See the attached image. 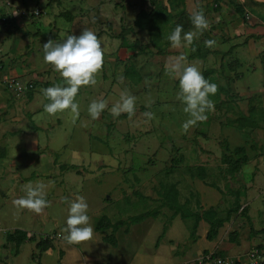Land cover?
Masks as SVG:
<instances>
[{
    "label": "rangeland",
    "instance_id": "374dc122",
    "mask_svg": "<svg viewBox=\"0 0 264 264\" xmlns=\"http://www.w3.org/2000/svg\"><path fill=\"white\" fill-rule=\"evenodd\" d=\"M149 7L144 0L140 7V22L146 20ZM171 20H175L172 21L175 27L182 25L184 32H197L193 42L202 47L205 45L200 41L203 31L194 29L186 13H175ZM40 21H43L42 31L46 33L49 14L45 13ZM169 26V23L166 24V31ZM166 36L161 40L165 49L171 47V43L166 44ZM138 40L139 45L119 54L120 48L126 47L119 45L114 52L108 51L114 54V60L104 57L102 71L95 77L96 84L81 87L75 97L79 105L78 117L70 109L54 116L49 115L40 102L42 98L45 99L41 95H37L27 106L24 101L13 108L15 111L11 108L9 112L3 113L0 135L3 136L2 145L7 147L3 154L4 157L8 154V161L14 162L11 171H17L18 176L5 171L8 170V161L2 163L0 160V168H4L0 182V237L4 238L6 232L18 228L27 230L36 239L49 238L52 248L43 252L40 263L35 261V264H60L59 251H63V264H165L170 261L183 264L184 260L187 264H215L213 257H202L201 262L190 257L195 249L193 239L188 235L192 219L179 215L170 218L172 210L160 206L159 193L163 186L174 184L178 187V202L183 204L188 201L187 206L192 211L199 209L197 194L191 184L194 178L190 177L191 173H197L198 167H203L206 182L214 185L223 195V206H226V201L233 200L231 190L236 189L237 183L227 177L226 165L221 162L222 143L227 142L230 148L245 145L250 155L264 151V145L260 143L264 140V94L230 100L246 111L255 112L254 119L259 126L251 129L253 134L248 141L243 138L249 136H239L237 130L232 134L234 130L218 126V119L223 122L225 119V114L220 110L225 107L224 104L221 108L214 105V110L206 113V120L197 122L184 133L182 124L190 117L183 110L185 104L177 97L178 78L166 69L176 57L186 56L188 47L181 46L173 52L168 51L166 55H158L153 47H146V43H142L140 38ZM182 44H185L183 40ZM143 46L145 48L140 52ZM43 57L44 51H40L33 58L44 63L41 68H46L48 64H45ZM217 59L213 57L211 66L216 61L218 68ZM198 62L200 60L194 63L185 60L183 63L185 66L195 65L202 71L201 63L198 65ZM126 65H132L137 72L132 79L125 76ZM207 70L211 71L203 76L210 83L218 86L220 81H225L223 70L221 75L218 72L214 75L216 69ZM52 84L66 86L61 76L59 81L49 82V87ZM27 91L14 97L26 100ZM124 92L135 97V113L132 116L126 114L124 117H114L111 108L120 101L121 93ZM93 100L107 103V108L95 120L88 112ZM48 102L46 99L44 104ZM145 113H151L152 117L149 119ZM108 124H111L109 129ZM55 157L58 164H73L76 168L60 170L58 164L53 163ZM173 157L178 159V163L170 166ZM9 180L13 181L7 183L9 187L6 189L5 181ZM29 184L34 187L37 184L44 185L49 206L40 214L20 209L13 203L26 196L24 189ZM78 196H83L88 204L87 215L93 228V237L87 242L69 244L64 239L67 234L64 228L69 205ZM262 197L264 201V193ZM258 204L254 203L252 207L258 208ZM153 209H157L156 216L129 222L115 230H94L95 222L102 215L115 222ZM260 218H264V208ZM164 225L169 229L168 235L165 230L157 242ZM259 227H264V222ZM108 234H113L116 245L102 241L101 238ZM261 236H264V232ZM233 248L240 250L235 246ZM1 250L4 257L9 254V259L16 264H30L31 252L32 256L37 252L34 242L26 241L20 246L19 253L14 255L13 244L5 242V238ZM183 253L187 255L183 256ZM215 256L224 258L219 254Z\"/></svg>",
    "mask_w": 264,
    "mask_h": 264
},
{
    "label": "crops",
    "instance_id": "0c3cea01",
    "mask_svg": "<svg viewBox=\"0 0 264 264\" xmlns=\"http://www.w3.org/2000/svg\"><path fill=\"white\" fill-rule=\"evenodd\" d=\"M145 1L150 6L148 9L150 12L152 5L149 0ZM156 1H159L165 8L162 15L167 17L170 25H172V21H175L171 20L172 15L180 13V10H183L190 17L193 12H200L208 21L209 27L203 31L200 41H202L201 43L206 40L215 41L214 46L210 49L217 50L218 53L209 54L204 59L189 61L194 63L195 60H200L197 64L200 65L201 63V73L207 69H216L214 75H217V72L221 75L223 70L225 81L218 83V91L215 94V96H219V102L226 100L229 96H231L230 100H233L235 97L250 98L264 94V0H221L217 3L215 0ZM6 2H9V4H6ZM143 2L144 0H3L0 3V76L14 78L21 85L25 83L31 85L35 83V85H32L34 91L31 99L26 98L24 100L14 97L0 84V123H2L4 112H9V109H13L24 101L27 106L35 100L37 95L44 97L43 87L47 88L49 82L53 83L60 80L59 72L55 71L52 65L45 62L48 67L41 68L44 63L41 64L33 58L34 54L43 51V44L49 39L55 43H62L67 34L78 36L87 28L93 31L101 41L104 57L113 60L114 54L112 52L119 45L126 48H120L118 54L134 46L135 42L139 45V38L142 43H146V47H149L147 46L149 45V34L146 28L139 26L141 23L139 19L140 7ZM233 4L239 6V10H236ZM36 8L42 11L38 18L28 14ZM24 12L25 14H23ZM45 13L49 14V21L46 22L48 24L46 26L47 30H45L46 33L42 31L43 21H40ZM121 25L132 27L133 31L120 38L118 35L121 32ZM194 29L196 30V28ZM24 32H29L32 35H26ZM133 39L136 40L131 42L130 40ZM182 47H188L189 53L190 47L188 45L182 44ZM143 48L145 47L143 46L140 49ZM176 49L168 46L166 51L171 52ZM108 51L112 52L108 53ZM214 56L218 57V68L215 65L216 61L211 66ZM225 70H227L226 74ZM234 74H239V78H234ZM228 78H232L231 82L228 81ZM221 88L227 89L228 93L226 94ZM230 100L224 105V108L222 105L219 106L222 107L220 110L225 114V119L223 122L219 118L217 121L218 126L234 130L231 132L232 134L237 130L239 136H249L243 138V140L248 141L252 137L251 129L254 127L246 125L238 129L236 127L237 117L240 114L248 115L249 112L253 114L255 112L253 110L246 111L239 107L236 102H230ZM40 102L44 105L46 98H42ZM13 110L15 111V109ZM254 121L256 122L255 127L259 126L258 121ZM232 134H230V137ZM232 140L235 142L234 138ZM260 143L264 145V140H261ZM2 144L3 136L1 134L0 149H3V151L0 160L4 163L8 161V154L4 157L3 153L7 147ZM236 146L245 145H235L233 147ZM246 154L248 157L247 163L242 165L234 175H227L228 178L237 183V187L231 190L234 197L233 200L226 201V206H223L225 200H223L221 192L214 185L208 184L206 177L200 179L195 176V173H191L192 177L190 178H194L191 180V184L194 193L197 194L199 207V209L193 211L201 212L213 208L218 211L220 217L225 218L218 229L216 237L212 240L206 238L209 229L208 222L203 219L197 222L195 239L192 240L195 249L194 254L190 257L199 260V262H201L202 257L212 258L211 256H213L214 258L215 255L218 256L219 254L222 257L233 259L235 264H246V254L250 249L254 247L264 249V236H261L264 227H259V224L264 222V218H260L261 210L264 208L262 197L264 193V151H257L252 155L246 151ZM6 165L8 170L5 169V171L14 172L13 175L18 176L17 171H11L14 162L9 160ZM3 171L4 168H0V177L3 176ZM1 180L2 177L0 182ZM12 181H5L6 189L9 187L7 183ZM21 183H24V181L22 180ZM242 183L244 184L242 185ZM254 203H259L258 208L252 207ZM227 215L228 217H226ZM247 230L249 231L248 234L246 233ZM25 231L30 235L27 230ZM232 231H235L236 234L234 240L230 241L229 234ZM253 231L257 233H253ZM168 232L169 229L167 228L166 235H168ZM4 238L0 237V264H16V262L9 259V254L4 257L1 253ZM26 241L29 240L23 241L22 244ZM33 242L35 246V241ZM234 246L240 250H235ZM47 251H50V249ZM31 254L30 264H35V261L40 263V257L32 258ZM173 254L175 255L176 251ZM14 255H16L15 252ZM186 255L187 253H183V256ZM183 262V264L186 263L185 260ZM59 263L63 264V257ZM165 264H176V262L170 261V263Z\"/></svg>",
    "mask_w": 264,
    "mask_h": 264
},
{
    "label": "clouds",
    "instance_id": "9594fccd",
    "mask_svg": "<svg viewBox=\"0 0 264 264\" xmlns=\"http://www.w3.org/2000/svg\"><path fill=\"white\" fill-rule=\"evenodd\" d=\"M191 22L200 32L208 29L209 23L200 12L191 14ZM183 33V36H182ZM197 36V32H184L182 25H177L168 40L173 48H180L183 42L190 46ZM205 47H213L215 41L206 40ZM44 61L53 66L59 72L66 86L59 84L42 89L43 96L49 101L44 104V111L51 116L58 112L71 110L75 117L79 116V105L75 102L79 90L83 86L96 84V75L102 71L104 52L101 41L91 30L85 28L80 35L67 34L62 43H54L49 39L43 44ZM185 56L176 57L167 67V72L178 78L179 92L177 94L184 104V112L189 114V119L182 124V131L187 133L197 122L207 119L206 113L214 110V103L209 99L215 95L218 86L210 83L195 65L183 63ZM107 108L104 100H93L89 105L88 112L92 119H98L101 112ZM126 113L132 116L135 113V97L121 93L120 101L111 108L114 117ZM150 119L151 113H145ZM26 196L13 201L20 209L40 214L49 206L45 198L44 185L31 184L24 189ZM66 199V198H65ZM88 204L83 196H78L69 205L64 239L69 244H79L90 241L93 237V228L89 224L87 215Z\"/></svg>",
    "mask_w": 264,
    "mask_h": 264
},
{
    "label": "trees",
    "instance_id": "16d2710c",
    "mask_svg": "<svg viewBox=\"0 0 264 264\" xmlns=\"http://www.w3.org/2000/svg\"><path fill=\"white\" fill-rule=\"evenodd\" d=\"M169 1V0H168ZM181 1V0H179ZM221 0H215V2H219ZM231 1V0H230ZM150 4L152 5L151 11L147 14L146 20H141L142 23H144L141 28H146L148 34H149V45L155 49V53L158 55L161 54H167L168 52L164 48L165 46L161 43V40L163 38L167 39V43L169 44L170 41L168 40L167 37L171 34V32L175 28V24L171 23L172 25L169 26L168 32L165 31L166 24L168 23L167 17L162 15L165 12V8L161 5L159 1L156 0H149ZM236 10H239V6L236 4H233ZM181 14H185L183 10H180ZM33 16V15H32ZM40 17V16H39ZM145 21H147L145 23ZM133 28L132 27H126L124 25H121V32L118 35V37H123L129 32H132ZM26 35H32L29 32H24ZM135 45H137V42H135ZM189 53L185 56L187 60H192V59H204L206 58L207 55L209 54H217V50H211L209 47H202L199 43L193 42L192 45L189 46ZM143 49H140L139 51L141 52ZM209 70H204L202 72L203 75L207 73ZM125 76H128L129 78L132 79L134 75H137V72L134 70L132 65H126L125 70H124ZM234 78H239V74H234ZM232 78H228V81L231 82ZM226 94L228 93L227 89L221 88ZM32 89H29L27 91V99L30 100L32 97ZM231 96L227 97L226 100H221L219 102V96L218 95H210L209 99L213 101L214 105L218 108L220 105H225L229 102ZM255 114V113H254ZM253 113L249 112L248 115H243L240 114V116L237 117V128L241 129L246 125H251V127H255L256 122L254 121V115ZM126 116L125 114H121L120 116L117 117H124ZM111 124L107 125V129ZM37 128V127H36ZM222 152H221V162L226 165V171L228 172L229 175H234L237 173L241 166L247 163L248 157L246 154V148L244 146H236L233 148H230L227 142L222 143ZM3 149H0V157H1V152ZM54 164H58L57 162V157L54 158L53 161ZM178 163V159L172 158L170 160V166H175ZM58 168L60 170H68V169H75L76 166L73 164H66V163H60L58 164ZM200 179H205V170L203 167H198L197 168V173L195 174ZM160 194V206H165L168 209L172 210V214L170 215V218H173L175 215H179L181 218H190L192 219V226H191V231L189 234V237L191 239H195V230L197 226V222L200 219L205 220L209 224V229L206 233V238L208 240H212L214 237H216L218 233L219 227H221L223 221L225 218L220 217L218 215V211L213 208H209L207 210H203L201 212L199 211H192L187 205L188 201H185L183 204H180L178 202V189L174 184L170 185H165L163 186L162 192ZM157 215V209L153 210H148L141 212L136 215H131L128 217V220H117L115 222H111V220L105 216L102 215L94 224V230L95 231H104L109 228L112 230H115L123 225H128V223H133V222H138L141 220H144L145 218L149 216H156ZM228 217V215L226 216ZM166 226H163V230L161 234L157 238V242L160 240L161 236L165 233ZM256 231H253L255 233ZM257 233V232H256ZM236 232L232 231L229 234V240L233 241L235 237ZM5 240L7 243H11L14 246V252L15 254L18 253L19 247L22 244L23 241L29 240V241H35V249H36V254H33V258L40 257L42 252H45L49 249L52 248L51 243L49 238H38L36 239L34 235H28L27 232L23 229H14L11 232H7L5 235ZM102 241L108 242L111 245L116 244V239L113 236V234H108L107 236L102 237ZM63 255V251H59V256ZM214 255V254H213ZM213 257V256H211ZM59 258V259H60ZM215 258H217L215 256ZM227 258V257H224ZM58 259V262L60 260ZM231 259V258H230ZM206 260V259H204ZM215 263V262H214ZM216 264V263H215ZM235 264V263H234Z\"/></svg>",
    "mask_w": 264,
    "mask_h": 264
},
{
    "label": "built area",
    "instance_id": "2783aa9c",
    "mask_svg": "<svg viewBox=\"0 0 264 264\" xmlns=\"http://www.w3.org/2000/svg\"><path fill=\"white\" fill-rule=\"evenodd\" d=\"M3 0H0V3ZM6 4H9V2H6ZM42 11L38 8L33 9L28 14L33 16H40ZM25 14V12L23 13ZM264 48V47H263ZM0 84L4 86L6 90H8L10 93H12L14 96H18L21 92L27 91L30 88H32V85L30 83H25L23 85L20 84L19 81H17L14 78H3L0 76ZM206 259H211L210 257H206ZM215 259L216 264H234L235 261L230 258H213ZM246 264H264V249H259L257 247H254L250 249L246 254Z\"/></svg>",
    "mask_w": 264,
    "mask_h": 264
}]
</instances>
